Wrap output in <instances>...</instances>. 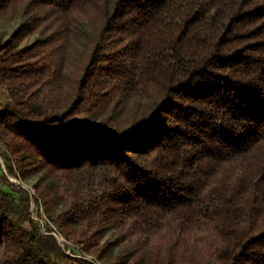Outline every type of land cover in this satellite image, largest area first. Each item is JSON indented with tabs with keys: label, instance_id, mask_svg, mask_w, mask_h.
<instances>
[{
	"label": "trees",
	"instance_id": "1",
	"mask_svg": "<svg viewBox=\"0 0 264 264\" xmlns=\"http://www.w3.org/2000/svg\"><path fill=\"white\" fill-rule=\"evenodd\" d=\"M0 264H264V0H0ZM81 262V261H78Z\"/></svg>",
	"mask_w": 264,
	"mask_h": 264
},
{
	"label": "rangeland",
	"instance_id": "2",
	"mask_svg": "<svg viewBox=\"0 0 264 264\" xmlns=\"http://www.w3.org/2000/svg\"><path fill=\"white\" fill-rule=\"evenodd\" d=\"M13 24L14 23H10V22H0V33L4 34V36L11 35L14 29L16 28L14 27ZM6 100H8V95L4 90L0 88V104L4 103ZM2 150H3V145L1 146L0 143V151ZM0 174L1 177L5 176V178L8 180V182L2 180L3 181L1 182L2 187L5 188L7 191L11 192L15 198H17V196L19 195L20 189L28 191L30 195L35 193L34 189L31 187L30 184L24 183L23 181H20L18 178L8 175L4 160L1 155H0ZM30 212H31L32 220L36 223V226L39 228L40 232L43 233L42 231H44L43 234L52 235L56 239L59 247L61 248L58 239L55 237L57 235L56 234L55 236L53 235L55 233L56 228L51 222L47 220L43 211L39 208L38 204L35 203L34 200L31 201ZM75 245H73L72 243L69 245V247L71 248H66V252H68L69 254L64 252L63 249L61 248V250L63 251L62 253L66 256V259L65 261H63L62 264H102L101 261L95 259L94 257H92V255L81 250L78 245H77L78 250H75L74 249Z\"/></svg>",
	"mask_w": 264,
	"mask_h": 264
},
{
	"label": "built area",
	"instance_id": "3",
	"mask_svg": "<svg viewBox=\"0 0 264 264\" xmlns=\"http://www.w3.org/2000/svg\"><path fill=\"white\" fill-rule=\"evenodd\" d=\"M42 232L44 233V231H42ZM55 234L57 236H55ZM53 235L58 239V242H59V244H60V246H61V248L63 249L64 252H66V248H71V247H69V245L72 244V243L67 241L65 239V237L60 232L57 231V229H55V233ZM73 245H75V244H73ZM74 249L78 250L77 245L74 246ZM66 253H68V252H66Z\"/></svg>",
	"mask_w": 264,
	"mask_h": 264
}]
</instances>
